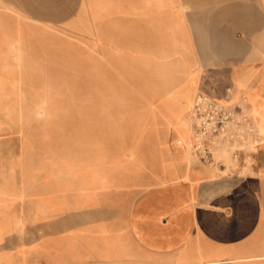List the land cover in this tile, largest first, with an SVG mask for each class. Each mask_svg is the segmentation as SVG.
<instances>
[{"label": "crops", "instance_id": "0c3cea01", "mask_svg": "<svg viewBox=\"0 0 264 264\" xmlns=\"http://www.w3.org/2000/svg\"><path fill=\"white\" fill-rule=\"evenodd\" d=\"M68 1L0 0V40L17 46L19 66L22 29L69 27L85 30L92 47L130 48L150 64L160 45L173 75L188 76L157 88L156 75L138 73L132 94L145 98L87 120L85 131L0 136V264H264V0H213L224 19L213 27L215 54L229 57V80L262 143L230 166L187 149L198 75L185 65H195L185 59L187 27L173 51V0H162L160 25L157 0L128 2L133 27H84Z\"/></svg>", "mask_w": 264, "mask_h": 264}, {"label": "rangeland", "instance_id": "374dc122", "mask_svg": "<svg viewBox=\"0 0 264 264\" xmlns=\"http://www.w3.org/2000/svg\"><path fill=\"white\" fill-rule=\"evenodd\" d=\"M132 1L69 0L68 3L78 11L80 17L77 21L84 27H133V5L129 4ZM172 3L173 51L177 52V45L187 40V27L190 48L185 59H192L195 65L187 62L185 65L188 71L198 75L199 95L211 96L237 110H245L251 116L246 97L236 96L229 80V57L219 55V48L218 56L214 51L213 27L222 28L224 24L223 17L215 15V12H219L216 7L219 3L213 0H180L181 7L179 0ZM156 4L158 15L153 22L160 25L166 22L165 3L157 0ZM92 6L96 10L94 14ZM142 12L141 18L148 20L149 16L144 15V10ZM198 21L199 24H196ZM21 32L25 45H22L23 60L20 66L15 51L17 46L0 40V80L8 87L6 92H0V136L38 137L85 131L79 125H86L87 120L103 119L106 115L117 116L119 110L129 109V104L145 98L132 94L135 86L133 77L138 73L145 75L151 72L156 75L157 79L151 82L157 88L165 83L172 88L184 82L188 76L173 75L172 64L166 63L165 57L162 58L166 50L160 45L156 52L151 51L152 55L156 54L158 62L150 64L144 56L141 59L135 57L130 48L92 47L86 39L85 30L26 27ZM161 61L162 70L159 71ZM173 61L175 68L180 66L177 57H173ZM4 75L10 78H2ZM151 82L143 79L141 86L150 87ZM195 104L192 108L193 138L187 149L199 154L195 150ZM5 114L15 119L6 118ZM255 128L254 132H249L245 127L228 128L233 130L232 134L221 135V139L214 144H208L214 160L230 166L238 162V153L256 151L262 143H259L260 133Z\"/></svg>", "mask_w": 264, "mask_h": 264}, {"label": "built area", "instance_id": "2783aa9c", "mask_svg": "<svg viewBox=\"0 0 264 264\" xmlns=\"http://www.w3.org/2000/svg\"><path fill=\"white\" fill-rule=\"evenodd\" d=\"M194 113L195 150L207 162L214 161L208 144H214L221 135L232 134L235 127H245L249 132L256 130L251 116L245 110H237L208 95L198 96Z\"/></svg>", "mask_w": 264, "mask_h": 264}, {"label": "bare ground", "instance_id": "6f19581e", "mask_svg": "<svg viewBox=\"0 0 264 264\" xmlns=\"http://www.w3.org/2000/svg\"><path fill=\"white\" fill-rule=\"evenodd\" d=\"M197 96H199V94H198ZM197 99H198V97H196V100H195V102L197 101Z\"/></svg>", "mask_w": 264, "mask_h": 264}]
</instances>
